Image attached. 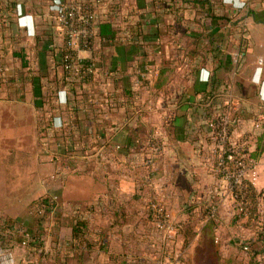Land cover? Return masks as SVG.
I'll list each match as a JSON object with an SVG mask.
<instances>
[{"label": "crops", "instance_id": "crops-1", "mask_svg": "<svg viewBox=\"0 0 264 264\" xmlns=\"http://www.w3.org/2000/svg\"><path fill=\"white\" fill-rule=\"evenodd\" d=\"M69 1L80 2L82 14L90 20L88 46L82 40L73 47L77 56L92 65L89 76L80 81L69 80L60 68L58 55L66 37L50 10L53 1L0 0V37H4L0 42V66L4 64V71L0 67L2 161L18 163V155L23 157L19 148L23 147L29 148V160L35 159L41 130L55 135L78 131L82 148H99L98 178L82 172L78 181L63 179L62 202L114 213L117 204L125 211L132 205L121 202L135 199L141 177L132 164L147 155L149 148L158 154L159 148L152 146L155 142L162 148L175 146L180 174L197 187L202 178L214 182L213 193L218 195L214 198L221 219L215 225L202 215L206 209L198 216L192 211L183 214L202 222L198 230L197 222L193 223V237L215 242L221 233L217 229L223 228L227 232L221 238L225 252L237 241L246 240L239 231L251 228L252 220L237 214L227 180L215 168L203 166L193 147L200 141L202 129L210 131V118L226 116L237 125L229 127L228 137H237L234 143H244L252 160L254 173L247 179L261 193L256 212L262 219L264 0H249L248 11L239 7L244 0H63ZM201 1H205L203 7L198 4ZM209 6L210 14L204 12ZM9 20L13 21L10 26ZM104 24L109 28L100 29ZM7 51L10 54L6 55ZM60 91L63 104L57 99ZM56 117L61 120L60 129L55 127ZM154 128L157 138L151 132ZM92 133L96 139L89 141ZM205 142L211 144L210 139ZM140 146L148 147L147 151L132 149ZM10 147L13 150L7 151ZM122 166L127 169L120 170ZM159 177L144 175L142 179L150 185ZM68 187L74 188L71 193L66 191ZM174 191L183 197L179 185ZM183 221L176 227L182 228ZM97 224L105 226L102 216ZM54 225L56 232L68 228L71 235V228L59 226L58 221ZM232 232L238 233V238L229 236ZM247 238L254 244L243 245L242 250L258 263L264 259V239ZM42 240L45 254L37 255L40 264H91L88 253L98 256L92 264H103L102 255L104 264H110L111 258L112 263L116 259L120 260L117 264L123 262L119 253L106 252L105 239H87L88 243L72 238L62 243L60 239ZM206 245L215 258L220 256L211 240ZM252 248L257 252H251ZM27 256L17 263L30 264ZM26 258L30 259L26 262Z\"/></svg>", "mask_w": 264, "mask_h": 264}, {"label": "rangeland", "instance_id": "rangeland-1", "mask_svg": "<svg viewBox=\"0 0 264 264\" xmlns=\"http://www.w3.org/2000/svg\"><path fill=\"white\" fill-rule=\"evenodd\" d=\"M52 1V9L50 10H54L55 21L63 30L59 25L58 14L55 9V5L63 0ZM244 1L245 3L240 1L239 7H242L244 11H248L250 5L246 3H248L249 0ZM230 3H233V1H230ZM12 22V20L7 21L9 26ZM10 32H13V30H10ZM8 36H10V34ZM3 38L4 37H0V42ZM8 54H10L9 51H7L6 55ZM236 57L237 56L234 54L233 58L235 59ZM0 67L1 71H4V64ZM60 68L69 80L73 79L67 74L62 65ZM88 76V73H85L83 76L74 78V80H84ZM7 78L6 82L9 83L11 79L9 77ZM1 79L2 78H0V83H3ZM59 93H61V91L57 93L58 102L63 104L65 102L63 99L64 97L62 93ZM154 118L155 120L158 119L153 117V120ZM54 120L56 129H60L61 120L58 117ZM209 120V125L211 124L210 127L208 126L210 131L204 128L199 132V137L201 139L200 141L198 139L193 149L202 159L203 166L215 168L216 171L227 180L231 192L228 175L232 173V170L228 164L223 161L224 153H228L233 149L235 150L233 155H236L237 158L242 161L244 171L242 178L244 179L248 178V174L254 173L252 160L248 157V152L244 143H234L233 141L237 142L238 138L232 136H230V138L228 137L229 127L231 129L236 127L237 125L235 123L222 115L215 116ZM213 120L216 121V123ZM155 130L156 128L151 132L154 137L157 138L158 136ZM80 136L78 131L74 132L72 130H64L57 133V135H55L54 132L41 130L37 133V156L32 161L27 157V154L30 152L28 150L29 148L26 147H23V149L19 148L23 153V157L21 158V155H18V163L16 164H8L2 161L0 157L2 161L0 162V219L9 218L17 223L13 229L9 230L3 229L0 226V243L2 244L5 240L11 241L10 251L14 256L15 264H18L17 262L19 259L25 258V255L31 257V259L26 258V262L30 259V264H40L37 255L45 254L43 240L40 242V245H37L38 242L35 241V244L26 246L23 245L19 239H29L24 233L26 229L32 225V215L34 212L32 203L46 196L55 201V208H53V213L50 212L44 217L43 227L45 234L42 235L41 239H60L61 243L62 240L71 239L70 229L60 228L56 232V226L54 225L56 215L57 217L70 215L85 219L88 222L87 239L108 240L107 243L105 242L106 252L119 253V256L123 260L121 264L127 260V264H258L257 260L254 262L249 260L247 254L242 250L243 245L252 246V244H254L250 243L247 237L259 239L261 236V223L264 222V216L261 219L262 215H260L258 211L255 216L250 218L252 219V227L244 231H239L243 239L246 240L241 243L237 241L236 244H232L230 249L227 248L226 252L221 244V238L227 233L223 228L219 227L217 229V231L221 233L215 242L214 239L207 240H211L213 245H215L214 248L216 246L218 247L217 253L220 254V258H215L213 250L211 248L208 249L205 239L191 237L188 231L185 232L186 234L182 233L184 231V224L189 216L191 218V223L197 222V219L192 218L191 215L188 217L187 214L183 215L186 212L189 213V211H192L198 216V212L208 209L206 217L214 225L218 223L221 216L217 208L218 205H216L218 200L214 198L218 195L213 193L215 191L213 188L216 187V185L214 182L209 184L203 178L199 180L200 183L198 187L190 185L183 174H180L181 170L177 168L178 161L174 159L176 158L175 146L162 148L161 146L159 147V144H157L158 142H155L152 146L157 148L155 150L159 148L158 154L153 153V151L151 152L149 148L148 153H146L147 155H143L140 160L132 164L134 166L132 170L135 174H139L141 180H139V184L137 183L135 186V199L121 202H128L129 205H132V207L127 208L125 211L121 210L120 207L117 208L121 204H117L113 209L114 211L117 209V212L111 213L110 210L99 212L95 208L87 210L78 207V205H68L62 202L61 181L63 179L78 181L80 179V173L82 172H87L92 179L98 178L100 167L99 148L97 145H94V147L82 148L79 144ZM206 138L210 139V145H207L205 142ZM94 139H96L95 133H92V135L89 136V141H94ZM230 140L232 143H230ZM147 148H145V146H140L139 148L133 147L132 149H134V151H147ZM10 150H13V148L10 147L7 149V151ZM156 156H161L162 162L159 163L158 157L156 158ZM231 157L229 161H233V156L231 155ZM155 158L156 160L154 161ZM169 158L173 160H169ZM171 161H173V163ZM122 169L126 170L127 168L122 166L120 170ZM204 170L207 169L204 168ZM144 175L148 177H151V175L155 177L161 175V177H159L161 179L156 183L147 185L142 179ZM81 177H84V175ZM175 185L181 187L182 192H184L183 197L180 198L178 194L174 195ZM67 189L66 191L71 193L74 188L72 187L71 189L68 187ZM64 192L65 188L63 194ZM65 196L68 195L65 194ZM235 204L237 214L239 213L241 216H246L247 218L248 213L245 212L242 215L236 200ZM160 212L161 215H159ZM99 216H102V221L105 223L103 227L97 224ZM182 221V228H177V224L180 225ZM201 223V221H198L196 228H200ZM236 232L230 233L229 236L238 238V233ZM254 251L257 252L255 248H252L251 252ZM93 257L98 260V256L95 257L90 253L87 254V259L91 264L95 260ZM102 257L104 264L105 255H102ZM111 259L113 262L114 259ZM116 261V263L111 262L110 264L120 263V260L116 259Z\"/></svg>", "mask_w": 264, "mask_h": 264}, {"label": "trees", "instance_id": "trees-1", "mask_svg": "<svg viewBox=\"0 0 264 264\" xmlns=\"http://www.w3.org/2000/svg\"><path fill=\"white\" fill-rule=\"evenodd\" d=\"M199 6L203 7L205 5V1H201L198 3ZM82 11H83V6H82ZM204 12H207L208 14H210L211 9L210 6L204 10ZM85 19H86V31L88 33L89 29V23L90 20L84 15ZM215 17V16H214ZM107 27L109 28V24L108 25H100V29H103V27ZM90 38L87 40L85 39V42L83 44H85V46H88V42H90ZM71 52L74 56H76L77 54L75 53L74 50H70L67 47V41L65 38V43H64V47H62V49L59 51V62H60V57L63 56L66 53ZM82 61L85 63H87L86 60L82 59ZM89 63V62H88ZM60 66L62 65V63H59ZM64 75L66 76V74L64 73ZM63 75V76H64ZM64 76V77H65ZM65 82V81H64ZM66 83V82H65ZM211 119V118H210ZM214 121V120H213ZM216 123V121H214ZM219 129V128H217ZM220 131V130H219ZM229 153H224L223 155V161L225 163L228 164V166L232 169H234V165L237 161V156L236 155H232L233 156V161H229L227 160V155ZM231 186V192L236 200V202L239 204V208H240V212L243 213H248L247 218L250 219L252 216H255V214H257L256 210H257V202H258V198L260 197L261 193L258 192L254 186L252 185V183L247 180V179H243L242 180V184L240 186H236L233 184V182L230 183ZM33 204V215H32V225L31 227L27 228L25 231V235L28 236L29 239H31L32 241L29 244H35V241L38 242L37 245H40L42 239V235L45 234L44 231V227H43V221H44V217L45 215H48L52 208H55V201H53L52 199H50V197L46 196L40 199H37L35 201V203ZM206 209L202 215L206 216L207 213ZM57 213V212H56ZM55 213V215H56ZM191 218L190 216L188 217L186 223L184 224V231L182 232L183 234H186L185 232L188 231L191 234V237H193L195 235V231L193 229V223H191ZM252 220V219H251ZM59 223V226H66L71 228V238L75 239L79 242H82L83 240H85L88 243L87 240V231H88V226H87V222L84 221L83 219H80L78 217H73L70 215H65L64 217H57L56 215V220ZM262 227H261V233H260V238L259 239H263L264 238V222L261 223ZM17 225V223L14 220H11L9 218L7 219H0V226L3 229H13V227ZM5 240V239H4ZM8 241V240H5ZM36 245V246H37ZM211 247L208 246V249H210Z\"/></svg>", "mask_w": 264, "mask_h": 264}, {"label": "built area", "instance_id": "built-area-1", "mask_svg": "<svg viewBox=\"0 0 264 264\" xmlns=\"http://www.w3.org/2000/svg\"><path fill=\"white\" fill-rule=\"evenodd\" d=\"M55 9L58 14L59 25L63 28L67 47L70 50H73L74 44L78 41H82L86 39L87 31H86V19L82 14V4L77 1H69V2H60L55 5ZM60 63L64 70L71 78H76L79 76H83L85 73L88 75L92 71V65L90 63H84L81 58L77 55L74 56L71 52L64 54L60 57ZM224 128V127H223ZM235 150L228 152L227 160L231 159V155ZM231 157V158H230ZM242 161L237 159L234 169H232V173L228 175V179L233 182L234 185L240 186L242 184V178L244 171L242 167ZM231 187V186H230ZM54 212L52 208L51 213ZM161 215V212L159 213ZM23 245H29L32 241L31 239H19ZM10 242L5 241L0 243V264H15L14 256L10 251ZM4 244V245H3ZM7 246V247H6ZM247 249V248H244ZM258 264H264V259L258 260Z\"/></svg>", "mask_w": 264, "mask_h": 264}]
</instances>
